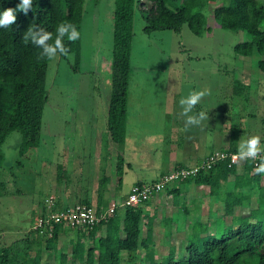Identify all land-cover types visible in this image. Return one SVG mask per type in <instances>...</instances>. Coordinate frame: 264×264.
I'll list each match as a JSON object with an SVG mask.
<instances>
[{"label": "rangeland", "instance_id": "1", "mask_svg": "<svg viewBox=\"0 0 264 264\" xmlns=\"http://www.w3.org/2000/svg\"><path fill=\"white\" fill-rule=\"evenodd\" d=\"M112 9L113 0H84L76 76L70 73L62 55L48 60L47 97L38 143L21 151V133L17 129L9 131L1 143L0 246L15 243L21 247V239L31 235L29 255H35L37 250L40 252L35 264H57L60 251L66 254V264H86L78 259L71 262L75 228L69 227L67 235L60 232L55 247L46 249L44 237H36L31 230L32 224L42 211H48L52 206L62 208L58 198L69 191L78 192L81 187L95 207L93 185L105 168L113 175L111 188L114 186L115 157L121 150L130 166L127 167L124 161L122 181L116 191L126 192L137 178L150 182L169 171L178 159L184 168L194 166L196 160L188 161L197 158L204 149H218L222 143H227L221 135L222 130L226 132L230 126L240 123L244 129L243 138L250 135L264 137V71L257 66V60L264 54L235 52L233 45L245 38L244 32L218 25L212 15V4L207 2L200 9L209 29L199 34L192 32L186 23L179 31L155 29L145 32L143 16L135 8L126 128L124 142L118 148L106 134L111 90L108 62L112 47ZM234 79L247 85L244 89L247 98L244 94H241L244 99L240 94H232ZM204 89L210 90V94L202 98L193 113L205 111L209 113V120L185 131L179 101L191 91ZM224 115L229 116L225 124ZM237 168L240 171V165ZM233 178L230 174L222 181V190L237 189ZM201 188L197 196L184 190V194H178L175 204L171 194L163 188L144 204L152 217L157 257L167 252L169 234L166 231H170L175 238L172 242L177 245L187 232L188 227L184 230L175 228L179 205L189 209L185 223L193 219L212 220L219 212L221 207L217 205L216 197L208 193V186ZM241 189L250 192L248 203L255 204V189L249 186ZM115 200L118 199L114 195L107 196V204ZM237 210L245 211L246 208ZM166 215L171 218L169 222L165 220ZM145 220H141L142 228H145ZM218 227L216 223L209 229L214 231ZM71 235L74 236L67 237Z\"/></svg>", "mask_w": 264, "mask_h": 264}, {"label": "trees", "instance_id": "2", "mask_svg": "<svg viewBox=\"0 0 264 264\" xmlns=\"http://www.w3.org/2000/svg\"><path fill=\"white\" fill-rule=\"evenodd\" d=\"M19 2L0 0V12L7 8L16 9ZM207 2L212 4V15L218 25L244 32L245 38L233 45L235 52L242 55L254 51L264 54V0H113L112 47L108 62L111 90L106 113V134L118 148L124 142L126 128L135 8L143 16L142 29L145 32L155 29L179 31L181 25L186 23L192 32L199 34L209 29L200 9ZM83 3L84 0H33V7L27 15L16 11V23L0 28V162L3 159L1 143L9 131H20L21 151L37 144L40 136L42 110L47 97L45 80L49 59L42 57L41 49L30 41L25 43L23 34L34 24L52 32L54 41L56 27L62 21L74 24L80 33ZM64 43L70 51L67 56H62L67 60L70 73L76 76L80 60L79 39L71 42L65 37ZM257 66L264 71V57L257 60ZM246 86L239 79H234L231 92L234 96L240 94L241 99L247 98L244 94ZM223 119L226 121L229 116L224 115ZM239 130H242L240 123L228 128L229 144L222 149L238 151L236 139ZM238 165L240 171L237 170ZM257 165L250 159L237 164L230 162L229 158H222L209 168H200L195 174L166 183L163 188L171 194L174 204L179 192L175 183L191 180L197 193L201 192V186L207 185L208 193L216 197L217 205L221 208L212 220L193 219L185 223L189 209L179 205L176 208L175 228L184 230L188 227L187 232L180 245H177L172 242L175 238L170 231H166L169 242L165 255L157 257L154 253L152 217L144 209V204L149 202L147 199L141 204L116 207L92 227H76L71 262L78 259L86 264H264V174L254 173ZM123 168L124 159L120 153H116V187L121 184ZM230 174L234 176L233 184L237 189L222 190L221 183ZM107 180L108 175L102 170L96 209L107 207L102 197ZM243 186L255 189V204L248 203L250 192H244L241 189ZM127 194H122L121 198ZM82 203L91 205L89 201ZM194 206H198V203H194ZM67 207L72 206L62 208ZM52 208L56 209L54 206ZM237 208L246 210L238 211ZM164 217L167 222L171 219L168 215ZM143 218H146L145 228L141 226ZM216 223L219 225L217 231L210 230L209 226ZM63 230L61 225H54L48 236L32 231L36 237H44V247L47 249L55 247L58 234ZM30 236L28 234L21 239V247L15 243L0 246V264H35L40 252L37 250L35 255H29ZM57 264H66L64 251H60Z\"/></svg>", "mask_w": 264, "mask_h": 264}, {"label": "clouds", "instance_id": "3", "mask_svg": "<svg viewBox=\"0 0 264 264\" xmlns=\"http://www.w3.org/2000/svg\"><path fill=\"white\" fill-rule=\"evenodd\" d=\"M33 7V0H20L16 9L7 8L0 12V28H7L16 23V11H22L25 15ZM35 21V18L33 19ZM75 42L79 39L80 33L74 24L66 21L60 22L56 27V35L53 41V33L46 31L36 25H31L23 34V41H29L39 49L41 56L48 59H55L58 54L67 56L70 49L65 46L64 38ZM50 41H53L50 43ZM210 94V90L191 91L186 97H182L179 104L182 108L181 116L184 117V130L188 131L191 127H199L204 121L209 120V113L200 111L193 113V109L198 105L202 98ZM264 149L261 148V137L259 135H250L247 138H241L238 145V152L233 156V161L257 160L258 165L254 168V173L264 174Z\"/></svg>", "mask_w": 264, "mask_h": 264}, {"label": "built area", "instance_id": "4", "mask_svg": "<svg viewBox=\"0 0 264 264\" xmlns=\"http://www.w3.org/2000/svg\"><path fill=\"white\" fill-rule=\"evenodd\" d=\"M238 151H230L226 149H215L204 156L194 166L184 168L177 166L173 170L160 174L156 179L146 181H136L131 186L127 196L119 200L112 201L104 209H96L92 205L84 203H76L72 207L56 208L46 211L44 214H39L35 217L32 230L35 233L51 235L54 225H61L62 227H92L95 223L106 216L110 215L116 207H123L130 204H141L145 200L152 197L160 189H163L166 183L175 182L187 175L195 174L198 169H206L222 158H229L230 162L240 163V160L233 161V156ZM264 154V153H262ZM259 163V159L253 161L254 165Z\"/></svg>", "mask_w": 264, "mask_h": 264}, {"label": "crops", "instance_id": "5", "mask_svg": "<svg viewBox=\"0 0 264 264\" xmlns=\"http://www.w3.org/2000/svg\"><path fill=\"white\" fill-rule=\"evenodd\" d=\"M131 52V51H130ZM223 122H224V124L226 123V121L223 119ZM241 125V124H240ZM224 129V128H223ZM243 128H242V130H239V133H238V137H237V139H236V143H237V146L239 145V142H240V139L241 138H243ZM222 137H225L228 141H227V143L226 144H221L219 147H218V149H222V148H224L226 145H228L229 144V139H228V134H227V130H226V132H225V129H224V131L222 130V135H221ZM263 144H264V137H262L261 138V148L263 147ZM112 146V145H111ZM215 148H217V147H214V148H208V150H205L204 149V151L202 152V153H200L199 155H198V157L197 158H193V159H191L190 161H188V162H193V161H195L196 163H198L200 160H201V158H203L204 156H206L209 152H211L212 150H214ZM111 149V148H110ZM110 153V155L112 154V149H111V151H109ZM121 155H122V157H123V159H124V161H125V165L127 166V167H129L130 166V161L129 160H127V159H125L124 158V156H123V152H122V150H121V153H120ZM179 158V157H178ZM200 159V160H199ZM182 161H181V159L179 160H176L175 161V163H173V165H172V169H174L176 166H180ZM194 162V163H195ZM189 164V163H188ZM170 168V169H171ZM169 169V171H171ZM103 171H105V173L108 175V180H107V182H106V185H105V188H104V190H103V192H102V197H103V199L106 201V203H107V196H112V195H114V197L116 198V199H121V195L122 194H124V193H126V192H129L130 191V189H131V186L133 185V183H135L136 181H142V179H140V178H137L136 180H134L133 182H132V184L129 186V188H128V191H126V192H119V190H118V192L116 191L117 190V188L119 187V185H117V187H116V175H115V172H114V186L111 188V183H112V181H113V175H111V173L110 172H108L105 168H103L102 169ZM237 170H238V168H237ZM169 171H166V172H169ZM156 172V171H155ZM165 172V173H166ZM164 172H162L161 174H163ZM122 181V180H121ZM98 183H99V179H98V181H97V183H95L94 185H93V187H94V189L96 190V195H95V198H94V200H95V205H97L98 203H99V198H98ZM109 183V184H108ZM177 186H178V188H179V192H178V194H184L183 193V191L184 190H186V191H190V193H191V191L193 192V195L194 196H197L199 193H197L196 192V190H195V188H194V183L190 180V181H183V180H181V181H179V182H177V183H175ZM86 196H87V194H86V192H85V189H83L82 187L81 188H79L78 189V192H75V191H69L65 196H63V197H59L58 198V202H60V204L61 205H63V207L64 206H68V205H74L75 203H82V202H85V201H89L87 198H86ZM177 199V198H176ZM55 202H56V200H54V202H53V205L55 204ZM90 203V202H89ZM149 203V202H148ZM108 205V204H107ZM56 208V207H55ZM69 227L68 226H66V227H63V231H62V235H67V229H68ZM75 234V233H74ZM74 235H71V236H67V237H69V238H71V237H73Z\"/></svg>", "mask_w": 264, "mask_h": 264}]
</instances>
